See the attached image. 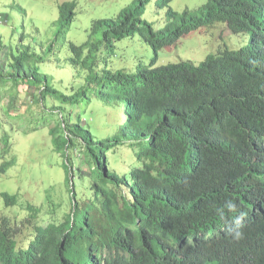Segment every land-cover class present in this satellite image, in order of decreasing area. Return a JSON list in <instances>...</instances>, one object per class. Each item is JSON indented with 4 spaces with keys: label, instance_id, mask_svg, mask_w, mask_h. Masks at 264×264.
I'll list each match as a JSON object with an SVG mask.
<instances>
[{
    "label": "trees",
    "instance_id": "obj_1",
    "mask_svg": "<svg viewBox=\"0 0 264 264\" xmlns=\"http://www.w3.org/2000/svg\"><path fill=\"white\" fill-rule=\"evenodd\" d=\"M151 1L164 10L159 26L143 17L148 0H135L95 20L84 43L69 41L66 83L45 68L53 41L1 60L0 264H264V0L183 11ZM76 6H58L60 43ZM218 22L251 31V43L199 64H157L162 50ZM135 35L152 48L151 62L113 68L116 43ZM21 86L33 98L23 105ZM29 120L23 134L48 129L62 160L58 181L69 195L52 211L1 187Z\"/></svg>",
    "mask_w": 264,
    "mask_h": 264
},
{
    "label": "rangeland",
    "instance_id": "obj_2",
    "mask_svg": "<svg viewBox=\"0 0 264 264\" xmlns=\"http://www.w3.org/2000/svg\"><path fill=\"white\" fill-rule=\"evenodd\" d=\"M68 0H0V62L10 57L12 52H17L23 44L32 46L39 52L54 44V53L49 55L45 68L53 74L55 80L66 83L72 79V69L67 60L68 42L82 44L88 40L92 32V24L95 20L107 17H116L117 14L135 0H76L77 16L74 17L72 26L64 43L56 37L58 6ZM207 0H173L170 6L178 11L186 8L198 9ZM164 10L160 9L154 1L148 0L144 18L161 24ZM252 32L234 34L224 22H218L214 27L195 32L191 36L181 39L172 50H162L159 53L157 64H165L179 61H192L199 64L208 55L223 50L226 47L235 49L251 43ZM4 45L5 47H3ZM153 57L152 48L140 35L125 38L116 43V47L110 57V65L113 68L131 71L133 65L140 61L150 63ZM24 87H20L21 96L19 104L23 105L27 95ZM37 91V90H36ZM20 130L15 137V145L12 151L18 156V165L12 170L13 178L4 181L2 188L10 186L20 188L27 197H32L39 205L44 203L42 211H52L54 203L66 201L68 196L67 185L62 190V184L58 181L64 178L62 160L56 152L52 151L51 136L48 129L23 134L26 127H31L29 120L26 125L20 123ZM123 162L129 154V147L123 146L120 150ZM75 181L79 184V178ZM41 199V202L38 200ZM59 210L70 211V204L63 203ZM41 213V211H40ZM64 212L59 215L63 216ZM44 216L51 217L49 213Z\"/></svg>",
    "mask_w": 264,
    "mask_h": 264
}]
</instances>
